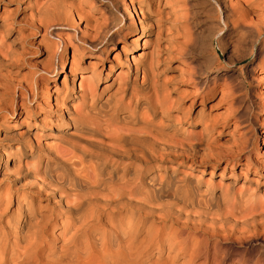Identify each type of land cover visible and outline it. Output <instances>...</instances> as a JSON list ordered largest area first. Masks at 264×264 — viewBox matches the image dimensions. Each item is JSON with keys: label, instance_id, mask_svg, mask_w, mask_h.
Returning a JSON list of instances; mask_svg holds the SVG:
<instances>
[{"label": "rangeland", "instance_id": "rangeland-1", "mask_svg": "<svg viewBox=\"0 0 264 264\" xmlns=\"http://www.w3.org/2000/svg\"><path fill=\"white\" fill-rule=\"evenodd\" d=\"M73 1L77 7L79 5L76 2L80 1L82 7L80 5L79 8L83 10L84 15L77 18L73 26L55 27L54 29L53 27L59 21L52 15L53 11L49 13L50 15L36 13L40 8L42 9L41 6L45 0H0V17L5 14L6 23L10 26V31L7 34L2 35L0 31V37H3L0 41V50H2L0 56L6 60L0 63V91H3L1 96L5 101L1 106L0 113V150L1 144H3L6 157L8 156L6 162L5 157L2 158V161L0 160V196L2 200L6 198V194L11 193V196L15 189L27 186L32 182V177L23 175L18 177L19 169L26 162L23 153L27 148L23 150L22 147L28 143L29 139L35 140L40 147H45L42 144L46 143L48 146L65 144V141L74 140L78 136V123L70 120L67 121V127H63V115L58 114L55 108V99L62 96L65 85L68 90L71 86L69 66L73 46L78 44L75 39L79 37V34L91 38L99 28H102L105 35H109L129 23L130 15L124 13L128 0H63L59 6L62 5L63 9L71 4L76 6ZM179 1L181 0H166L168 5L163 6L164 0H141L140 3L137 0H131L135 8L137 7V12L141 13L145 20L160 18L158 25L153 21H147L144 28L146 34L138 40V50L132 54L136 56V54L146 51L153 52L154 49V54L157 53L156 56L159 60H169L156 68L158 71H156L155 79L158 82L166 83L168 97L171 101L179 102V106L167 112V116L166 114L162 116V122L161 119L155 117L154 123L157 120L156 122L161 123L162 126H166L168 123L175 125L164 133L166 135L169 132L166 136L169 135L170 138L172 136L171 139L177 143L183 141L195 143L197 136L202 133V126L210 125L213 127L212 133H206L201 137L205 138L204 143L210 148L209 150L220 153V160L218 163L206 165L197 157L191 170H188L187 167L179 168L170 177L179 181L185 174L187 184H193L199 191H206L211 197L217 196L220 192L229 195L241 193V195L249 196V202L253 204L262 203L264 202V69L255 68L259 63L255 57L258 50L264 48L262 45L264 35L257 37L248 30L224 28L223 21L232 15V7L236 4V0H215L214 2L212 0H183L184 2L180 3ZM241 2L244 3L243 0ZM259 2L260 0L254 3L247 15L253 21L256 19L255 14L259 17L262 16L260 12L262 4L259 5ZM175 4L181 8V14L178 17L180 20L175 19L174 25L171 21L174 19L173 16L167 14L166 11L168 6H175ZM138 13L137 16H139ZM105 20L109 22L107 23L108 27L103 25ZM43 21L44 23H42ZM91 21L93 22L91 23ZM94 26L98 29H91ZM49 27L52 33H57L60 36L66 46L60 41L58 47L59 40L45 33V29ZM121 44L122 39L117 38V42L107 52L105 58L101 57L98 60L99 64L96 67L98 70L103 69L95 84L97 102H103L108 98V101L113 105L117 99H123V102L126 100V96L117 91L118 78L116 79V76L119 78L124 76L122 63L125 56L118 53ZM55 52L58 55L65 52L67 64L66 70L60 73L54 81H51L47 71L53 63L51 56ZM179 52H183V54L177 55ZM116 53L118 58H115L118 60L114 59ZM91 58L93 57L84 56L79 60L78 66L85 68V71H81L84 76L91 72L90 68L92 67L88 64ZM62 63V60L54 59L53 66L56 72L60 71ZM115 64L121 65L122 70L120 71ZM110 65L112 66L111 72ZM131 70L133 73L132 66ZM137 74V76L132 74L130 76L132 86L134 82L137 85L140 82V71ZM80 81V78L75 80L76 92ZM83 81L88 84L87 77ZM64 82H66L65 85H63ZM4 91H6V95ZM21 93H23L21 95L23 100L19 96ZM11 102H14L16 109L13 114L9 112ZM29 102L31 103L29 104ZM260 106L262 110L258 113ZM75 107H79L81 110L79 103L75 104ZM5 108L9 110L6 111ZM199 109H201L200 113H198ZM114 127L119 129L121 126L114 123ZM122 127L124 128V126ZM132 128L136 130L138 125H134ZM39 142L42 143L39 144ZM246 144L248 145L247 149L240 151L239 157L235 158L231 153L234 147L238 146L241 149ZM41 152V155L44 156V151ZM27 163L29 167L31 166L30 171L34 173L36 166L32 162ZM187 164H191V162L187 161ZM202 167H204L203 171H201ZM170 173L169 170L168 175ZM14 185L16 186L14 187ZM231 197L229 196L228 205H219L218 211L213 209L217 213L212 210L211 213L217 214L216 217L212 214L211 217L209 215L208 217H214V220L218 219V216L224 213V208L230 212L231 204L234 201ZM15 202V198H12V203L8 207L4 219L16 210ZM24 202L34 205L35 208L37 207L36 210L47 206L44 198L37 195L29 196ZM4 204L5 200L1 203L2 208L0 205V211L4 209ZM148 221L146 223H141L142 220L137 221L138 223L135 222V226L138 227V230L134 232L135 241L144 243L146 240H153L155 241L154 245H158L161 240V242L170 241L174 245V250L167 253L164 251L158 256L156 248L152 246L150 254L141 259L145 264H253L259 258L261 263H264V229L258 231L262 233L256 231L255 234H248L249 236L245 235L243 238L236 236L238 239L227 234L207 237L204 230H208L209 234L212 229L217 231L219 227L217 221L214 223H218V226L210 221H206L210 224L202 221L203 223L200 222L199 226L197 225L199 229L187 227L184 230L180 228V225H170L152 219H148ZM2 224H0V229H2ZM57 224L53 225V231L50 230L47 233L52 236L48 239V245H60L59 231L62 229ZM209 226H213L212 229ZM104 229L102 226H97L93 235L99 236ZM196 237L199 238L196 239ZM82 238L80 237V240H84ZM197 248H201L199 250L202 252H196L195 250L199 251ZM205 248H208V259H205L203 253ZM172 255H176L174 259L171 258ZM91 264L101 263L98 259H94Z\"/></svg>", "mask_w": 264, "mask_h": 264}, {"label": "bare ground", "instance_id": "bare-ground-1", "mask_svg": "<svg viewBox=\"0 0 264 264\" xmlns=\"http://www.w3.org/2000/svg\"><path fill=\"white\" fill-rule=\"evenodd\" d=\"M61 1L63 0H45L41 6L42 9L40 8L38 12L35 10L38 15H43V13L50 15L49 13L53 11L52 15L59 21L53 27L54 29L55 27L73 26L76 19L84 15L83 10L79 8L80 1L76 2L78 7L73 1L76 6L71 4L64 9L61 8L62 5L59 6ZM137 1L138 3L141 2V0ZM241 1L236 0V4L232 7V15L224 19V28L248 30L257 37L263 36L264 0L259 2V5L262 4L260 9L262 16L259 17L255 14L256 19L254 21L247 15L254 3L259 0H243L244 3ZM127 3L125 11H123L125 14H129L130 18L125 27H121L109 35H105L102 28H99L91 38L79 34V37L75 39L78 44L73 46L69 66L71 86L68 90L65 85L66 82H64L65 87L62 96L55 99V108L58 114L63 115V127H67V121L70 120L78 123V136L74 140L65 141V144L51 146L46 145V143L42 144L45 147H40L35 140L29 139L28 143L22 147L23 150L27 148L23 153L26 162L19 169V175H17L18 177L21 175L32 177V182L27 186L15 189L11 196V193L5 195V207L0 211V224L3 222L2 229H0V264H40L43 262L46 264H87L90 262L91 264L94 259H98L101 264H145L141 259L150 254L149 251L152 250V246L156 248L158 256L164 251L167 253L174 250V245L170 241L161 242V240L158 245H154L155 241L153 240H142L144 243L135 241L134 232L138 230L135 222L139 220H142L141 223H146L148 219H152L170 225H180L182 230L187 229V227L189 229L198 228L202 221L213 223L217 221L219 223L217 231L212 229L213 226H209L212 229L211 235L207 233L208 230H204L207 237L227 234L235 236V238H243L245 235H252L254 232L264 229V202L253 204L249 202V196L241 195V193L229 195L220 192L217 196L211 197L206 191H199L193 184H187L185 174L179 181L170 177L179 168L187 167L188 170H191L197 157L206 165L218 163L220 153L209 150L210 148L204 143L205 138L201 137V135L213 131V127L208 124L202 126V133L197 136L195 143H185L184 141L177 143L171 139L172 136L171 138L168 137L169 135L166 136L169 132L165 135L175 125L164 123L166 126H162L159 121L160 124L156 122L157 120L154 123L155 117L160 120L165 114L167 116V112L177 108L179 102L171 101L168 97L169 94H167L166 83L158 82L155 79L156 71H158L156 68L169 60H159L156 56L157 53L154 54V49L153 52L146 51L133 56L132 53H135L139 47L138 40L146 34L144 28L149 19L145 20L143 15L137 12V7L135 8L132 4L133 1L131 3V0H128ZM178 4L168 6L166 11L167 14L173 16L174 19L171 21L174 25L181 14V8ZM66 5L68 4L66 3ZM165 5H168L166 0L163 3V6ZM115 11L118 13L117 9ZM43 19L45 20V18ZM85 19L87 20L86 17ZM159 19L156 17L149 21L158 25ZM106 20L103 25L107 26L109 22ZM178 20L180 19L178 18ZM6 22L7 19L4 14L3 17H0V31L2 32L0 33L2 35L10 31V26ZM94 28L98 29L95 26L91 27V29ZM103 29L106 28L103 27ZM45 33L59 40L58 47L60 41L66 46V43L57 33H52L50 27L45 29ZM84 34L86 35L87 32ZM117 38L122 39L118 53L125 56L122 63L124 76L122 78L116 76V79L118 78L117 91L124 94L126 100L123 102V99H117L111 105L108 98L103 102L96 100L95 84L103 69L98 70L96 66L101 57L105 58L107 52L117 42ZM2 39L3 37H0V41ZM262 45L264 46V40ZM65 52L61 55L55 52L51 56L53 63L47 71L51 81H54L60 73L66 70ZM182 54L183 52H179L177 55L181 56ZM84 56L93 57L88 63L92 67L90 68L91 72L86 76L81 72L85 71V68L78 66L80 58ZM115 57H117V53L114 55V59L118 60V57ZM56 58L63 61L59 72H56L53 66ZM255 59L259 61L255 68L264 69V48L258 50ZM5 61L0 56V63ZM115 66L120 71L122 70L121 65L115 64ZM111 68L110 65V72ZM138 71L141 74L140 82L138 85L134 82L132 86L130 76L131 74L137 76ZM86 77L88 84L83 81ZM76 78L81 80L77 92L75 88ZM1 92L3 91H0V113L1 106L5 102ZM22 94L19 96L21 97ZM121 96L123 97V95ZM21 99L23 100V97ZM77 103L80 104L81 110L79 107H75ZM9 109L11 114L15 112L14 102L10 103ZM9 109L7 108V110ZM165 110L166 112H163ZM261 110L260 106L258 113ZM160 121L162 122V119ZM114 123L120 124L121 127L115 128ZM134 125H138V129H133ZM174 133L173 131V135ZM41 143L39 142V144ZM247 146L246 144L241 149L236 146L233 151L231 150V153L235 158H238L239 152L247 149ZM8 149L11 150L12 148ZM41 151H44V156L41 155ZM4 153V145L1 144L0 160L2 161V158L5 157L6 162L8 156L6 157V153ZM187 161H190L191 164H187ZM27 162H32L36 166L34 173L30 171L31 166L29 167ZM202 168L201 171L204 170V167ZM169 170L171 173L168 175ZM6 177L10 181L7 174ZM31 195L44 198L47 206L36 210L37 207L24 202ZM229 196L234 199L233 202L231 201V211L228 212L224 208L226 212L224 211L218 216V219L214 220L217 214L213 215L212 210L218 211L219 205H228ZM12 198H15L17 208L12 211L8 218L4 219L8 207L12 203ZM4 200L0 196V205ZM211 214L214 216H212L213 218L208 217ZM210 222L206 223L210 224ZM218 223H214V225ZM55 224L62 229L59 231L61 240L59 239L60 245L58 246L57 244L48 245V239L51 235L47 233L50 230L53 231L52 228ZM97 226H102L105 229L99 236L95 237L93 233ZM150 235L152 234L150 233ZM153 236L155 237V235ZM80 237H83L84 240H80ZM198 238L196 237V239ZM199 243L202 244V242ZM201 248L197 249L201 250ZM200 250L195 251L200 252ZM203 253L205 259H208V248H205ZM175 256L172 255L171 258L174 259ZM253 264L264 263H261L259 258Z\"/></svg>", "mask_w": 264, "mask_h": 264}]
</instances>
